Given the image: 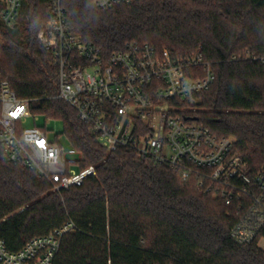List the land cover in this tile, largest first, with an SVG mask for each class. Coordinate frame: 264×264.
<instances>
[{
  "label": "trees",
  "instance_id": "trees-1",
  "mask_svg": "<svg viewBox=\"0 0 264 264\" xmlns=\"http://www.w3.org/2000/svg\"><path fill=\"white\" fill-rule=\"evenodd\" d=\"M95 0H63L70 29L104 56L128 42L148 43L177 58L200 50L215 81L188 114L235 149L253 169L264 166V0H137L97 9ZM25 21L0 19V82L34 115L62 122L66 142L96 175L61 192L0 150V240L19 249L68 220L53 264H264L256 242L230 236L234 209L134 150L107 151L75 109L54 98L58 67L39 43L49 0H24ZM2 5L0 3V11Z\"/></svg>",
  "mask_w": 264,
  "mask_h": 264
},
{
  "label": "built area",
  "instance_id": "built-area-1",
  "mask_svg": "<svg viewBox=\"0 0 264 264\" xmlns=\"http://www.w3.org/2000/svg\"><path fill=\"white\" fill-rule=\"evenodd\" d=\"M134 1L95 0L94 5L104 10ZM0 3L1 21L15 26L24 0ZM37 38L58 67L54 98L76 110L101 147L134 150L183 180L199 175L198 185L236 212L230 236L264 250V166L254 170L235 149L233 137L216 135L188 114L215 81L212 65L199 49L177 58L166 49L133 41L104 56L70 29L63 0H49ZM31 117L33 125L24 127ZM37 117L29 99L16 96L7 81L0 82V150L8 163L31 170L56 192L96 175L94 166L80 167L78 149L63 145L58 135L49 138L45 126L36 125ZM75 229L68 220L15 251L0 240V264H53L63 236Z\"/></svg>",
  "mask_w": 264,
  "mask_h": 264
},
{
  "label": "rangeland",
  "instance_id": "rangeland-1",
  "mask_svg": "<svg viewBox=\"0 0 264 264\" xmlns=\"http://www.w3.org/2000/svg\"><path fill=\"white\" fill-rule=\"evenodd\" d=\"M24 21H25V12L23 10L20 13V17L18 18V22H24ZM36 116H38V115H36ZM46 120L47 119L43 118L42 116H38L35 123L37 126H41V127L45 126L46 130L48 131V137L49 138L53 139L55 135H58L61 138V140H60L61 143L67 147L68 143L66 142V140L63 139L64 135L62 132L63 131L62 122L60 120H57V119H49L46 123ZM32 125H33V118L32 117L27 119L23 123L24 127H30Z\"/></svg>",
  "mask_w": 264,
  "mask_h": 264
}]
</instances>
